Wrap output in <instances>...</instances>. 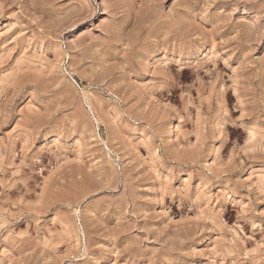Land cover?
Listing matches in <instances>:
<instances>
[{
    "label": "rangeland",
    "instance_id": "rangeland-1",
    "mask_svg": "<svg viewBox=\"0 0 264 264\" xmlns=\"http://www.w3.org/2000/svg\"><path fill=\"white\" fill-rule=\"evenodd\" d=\"M0 264H264V0H0Z\"/></svg>",
    "mask_w": 264,
    "mask_h": 264
},
{
    "label": "bare ground",
    "instance_id": "bare-ground-1",
    "mask_svg": "<svg viewBox=\"0 0 264 264\" xmlns=\"http://www.w3.org/2000/svg\"><path fill=\"white\" fill-rule=\"evenodd\" d=\"M170 132H173L172 129L170 130ZM176 134V133H175Z\"/></svg>",
    "mask_w": 264,
    "mask_h": 264
}]
</instances>
